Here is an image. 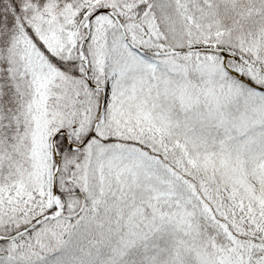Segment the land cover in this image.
<instances>
[{
    "label": "snow or ice",
    "instance_id": "6c2138e0",
    "mask_svg": "<svg viewBox=\"0 0 264 264\" xmlns=\"http://www.w3.org/2000/svg\"><path fill=\"white\" fill-rule=\"evenodd\" d=\"M0 264H264V0H0Z\"/></svg>",
    "mask_w": 264,
    "mask_h": 264
}]
</instances>
